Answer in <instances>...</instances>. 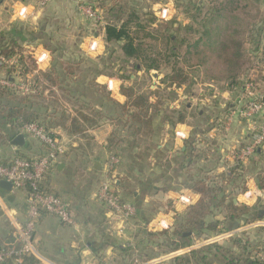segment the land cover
Segmentation results:
<instances>
[{
  "label": "crops",
  "instance_id": "crops-1",
  "mask_svg": "<svg viewBox=\"0 0 264 264\" xmlns=\"http://www.w3.org/2000/svg\"><path fill=\"white\" fill-rule=\"evenodd\" d=\"M178 1L179 0H175V3L173 1V8L175 11L171 16V19L164 21L169 23L172 19L177 21L179 19L183 20V25L185 26L187 23H191V21L184 14V6L191 4L192 1L183 0V5H181V3L178 5ZM201 1L202 0H200V4ZM32 2L37 9H43L42 15L36 25H33L30 22V19L28 22L17 21L16 23L11 24H8L7 21L4 20L3 23H0V30L10 31L15 28L17 31L23 32L26 36L24 47L30 50L33 49L37 52L41 49V46L44 49L41 33L43 31L42 28L46 26L48 20L60 18L65 22L68 21L70 24H74V22L76 23L77 19L74 14L76 0H51L44 7L40 6L39 0H32ZM128 2L134 4L136 2H141L144 7H142L143 9H145V7L152 9L156 0H128ZM161 2L166 4L167 0H161ZM3 3L4 0H0V4ZM260 5L261 4H258V6ZM243 6L244 5L241 6L240 4V7ZM3 11V15L6 17L14 12L15 9L12 4L9 3L5 5ZM73 15H75V17H73ZM252 22L259 26V32L254 37L255 41H251L252 37L250 31L242 32V34L238 35L236 38H239L243 43L242 52H245L243 57L248 59H258L259 63L257 66L251 68L247 65L248 68H246L243 73H264V18L263 20L250 21L242 17L240 23L243 27H247L250 26ZM177 24V22L174 23V28H177ZM30 32L33 35H29ZM99 35L98 39L101 41L100 44H102L103 50L98 52L95 56L89 53V56L91 57L98 56L99 58L102 54L105 55L106 53L104 51L106 44L104 35ZM197 35L199 37L201 36V34ZM199 37L195 35L194 40L196 41ZM32 52L33 51H29V53ZM53 58L54 55L52 56L50 53V59L44 63V65L46 64L45 66L48 67L52 64L51 59ZM140 68L142 67H138V69ZM159 73L162 72H160V70H151L149 74L158 78L160 76ZM105 74L106 73H101L97 76V83L107 87L110 95L117 101L121 102L119 96L123 95L121 88L125 85V82H122L118 77H109ZM145 74L147 75L146 72ZM101 76L106 78L103 82L99 81V77ZM162 77L163 76L159 79ZM109 80L119 82L116 88H109ZM259 81H257L258 84L261 83ZM252 82L256 88L257 83L254 81ZM210 85H213V88L207 89V86L210 87ZM197 86H199L200 89H198ZM194 87L187 89V86H182L181 88L175 89L176 97L173 99L174 101H171L170 108L180 109V103H184L185 99H188L191 102L190 105H188L189 110L192 109L193 105L212 107L210 109V114L208 115H202V111L199 112L201 123L202 121L205 123H211L212 128L208 133L204 134L203 132H200L197 127H193L187 123H176L172 125L168 122H164V124H162L164 126L162 133H157L159 136H152V140L155 144L151 150V161L147 167V180L146 182L139 181L141 189L138 188L132 190L130 193L126 189L127 187L132 186L130 184L132 178L129 174L133 172V169H136V167L131 166L127 169L126 166L119 164L112 173H108L106 168V162L111 152L107 146V140L111 129L113 130L114 126L112 124L109 125V122L107 123L106 119L97 120L98 118H94L96 120L94 122H97L96 124L90 126L87 125L88 134L83 136L78 135L81 137L79 138L81 142H76L73 145L74 151H81L85 154L83 156L85 158L83 169L85 172L92 171L95 176L103 175L104 180L107 176L114 178L115 186L118 191L122 193L127 202L136 207V215L125 224L114 219L105 205L102 203H100L101 206L97 204L99 201L96 198V192H94L93 187H90V184H88V190L85 192L86 195L77 194L79 190L75 183L78 182L68 170L70 169V163H74V159L72 160L70 154L67 153L65 157L57 162L53 172L46 178L45 186L57 195L68 198V200L72 202L77 218V225L67 226L60 223L53 215H44L40 219L34 235L35 247L39 253V257L31 255L26 259L24 264H133L135 260V252H140L144 249L147 251L149 241L153 243V239L150 240L148 238V233L169 231L160 230L159 228L154 227L157 218L165 215L175 221V214L184 212L188 207L179 200L181 195L190 196L193 199V204L199 200L200 195L184 185L189 176L203 177L211 175L214 179L220 182L222 176L225 174L224 171L233 164L231 158L232 150L240 148L250 141L253 134L252 127L258 128L263 122L264 116L254 118L252 122L241 118H235L227 137L223 138L221 130L217 131V127L214 126L213 123L217 120L219 127L221 128L222 119L218 116L220 114H218V112L220 111L221 104L224 103L223 106H225V108L226 106L227 108L235 106L244 91V87L243 89L233 90L221 88L218 93L215 92L218 86L215 87L214 84L209 83L201 85L196 83L194 84ZM168 90L171 91V89ZM210 91H212V94L207 95ZM125 101L126 97L121 103H124ZM180 124L186 126L188 134L184 137L177 135L178 125ZM56 132H58V136L62 138V132ZM66 133L71 135L68 132ZM23 134L26 139L24 146L13 145L12 141L8 142L11 151H13V155L19 151L20 153H23L25 157H32L44 152V146L40 141L36 140L29 134ZM201 134L209 136V139H211L210 143L214 144L213 148L209 147L208 142L203 141L200 137ZM32 139L37 141V148L31 146ZM226 160L230 162L227 166H225ZM207 163H210L211 166L208 171L202 175L203 170L201 169H204V166H206ZM196 167H199L200 170L196 169L197 171L195 173H191L193 170L190 171V168ZM137 169L136 172H138V174L139 172H143L142 169ZM243 169V176H240L238 179L232 178L229 182L225 181L224 188L228 194H231V196L234 197L235 203L255 208L256 213H259L256 214L258 218L253 222L243 224L238 228H230L227 232H232L234 236L242 237L243 240H249L252 243H264V194L257 195L256 192L253 191L252 195L248 196V200L254 198V203L252 204L239 200V196L242 193L249 192L252 188L264 193V188H261L258 182V175L264 174V143L251 157L248 158ZM188 171L190 173H188ZM229 171L231 172V169ZM250 180L253 181L251 187L249 185ZM142 188L147 190L145 195L140 191ZM169 193H173L174 195L169 196ZM14 195H19L20 200L13 202ZM26 195V189H13L7 191L0 188V206L3 210H5V207L7 208V219L14 230L16 224H22L26 219ZM95 203L97 207L94 206ZM149 206H159V208L156 212L148 214L146 209ZM215 214L219 217V212H215ZM9 236L11 237L12 233L6 232L1 241L9 240ZM231 237H233V235ZM14 239L13 236V240ZM232 248L233 250L235 249V251L238 250L235 246ZM189 252L190 251L186 253L189 254ZM164 255L165 254H161L147 260H152L151 264H175L174 262L169 261L171 258L162 257ZM159 257H161V259H158ZM214 264L219 263L215 262Z\"/></svg>",
  "mask_w": 264,
  "mask_h": 264
},
{
  "label": "trees",
  "instance_id": "trees-1",
  "mask_svg": "<svg viewBox=\"0 0 264 264\" xmlns=\"http://www.w3.org/2000/svg\"><path fill=\"white\" fill-rule=\"evenodd\" d=\"M260 1L256 0L258 3ZM98 2H100V9L106 15L105 18L109 21L104 28V40L106 43L119 44L126 59H135L137 67L141 64L148 74L151 70L158 71L162 69L164 64L167 67L172 64L170 67L171 72L166 73L161 78V84L166 89H171L175 93L174 90L177 88L187 86L188 89L194 86V84L200 83L197 82L194 75H191V68L200 65L204 66L208 78L207 81H202V83L209 81L203 84L214 83L216 86L226 90L243 89L245 86L246 81L243 76L245 74L248 75V73L243 72L248 68L249 59L243 57L245 54V52H242L243 43L236 37L242 34V32L250 31L251 41L253 42L255 41V35L259 32V26L254 22L250 26H242L240 23L242 16L238 12V8L240 7L236 5L238 0H230L226 3L219 2V0H211V4L209 5L203 1L200 4V0H197L185 5L183 11L191 23H187L183 28L187 34L194 33L201 34V36L196 41H192L184 36L181 37L178 34L181 29H175L174 23L176 22L171 20L169 22L171 29H164L167 33V36H165L167 46L164 48L165 51L163 50L164 55L147 52L142 40L148 34L144 36V39L141 38V40L140 37L133 36L129 26L132 20L136 18L137 12L132 11L127 20L122 21L126 12L133 9L122 4L120 0L110 2L98 0ZM248 3L249 1H246L243 7H246ZM260 20H263V18ZM146 25L148 26L149 23ZM140 26L141 28L143 27V25ZM29 35L33 34L30 32ZM25 39L26 36L23 32H19L15 28L10 31L3 30L0 32V56L7 58L19 56L18 77L24 82L32 81L38 88V93L18 95L14 90L8 91L0 87V143L12 141L20 133L24 125L34 122L45 126L52 133L56 127H60L71 135H84L87 132V125L90 126L97 123L94 122L96 120L93 117V113L98 115L100 112L91 108L87 114L79 110L74 111L76 114H67V110H62L61 114L57 116L53 112L50 114V105L44 102L47 100L45 99V93L48 90L53 94V87H56L60 79L57 76L60 70L53 63L49 69L40 70L36 60L30 53L26 54V48L24 47ZM184 44H186V48H184L182 57L188 62L190 61L188 70L179 65L177 58L181 50L180 48ZM50 51L54 54L53 50ZM174 58L177 60L172 62ZM101 73H104L103 69L98 67L90 85L103 89L105 93L104 97L118 112L116 118H109L113 123L122 126H124L122 122L124 124L130 123V125H136L137 132L152 127L156 117L160 113L164 114L166 117L165 121L172 125L186 123L187 112L185 111L187 110L170 108V104L167 103L172 97L166 98V96H162L157 90H150L148 92L144 90L140 92L134 84L135 81H132L131 84L123 85L121 88L126 101L124 103L117 101L110 95L107 87L97 83L96 77ZM64 75L69 79L76 76L72 68H65ZM10 76L11 74L7 78L13 79ZM119 77L125 80H130L131 78L130 75H119ZM207 87L209 89V86ZM69 91L73 92L70 89ZM211 92H208L207 95H211ZM164 104L169 108V112L167 108H163ZM184 106L187 108L188 104ZM176 115L177 119L174 120L173 118ZM117 135V130H114L108 137L107 146L110 150H114V146L117 147L119 144L114 140ZM14 157H25V155L17 151ZM10 160L0 159V163L8 164ZM236 170L237 166L231 168L228 182L232 176L235 178V175H238L236 174ZM258 182L259 186L264 188V174L258 175ZM184 185L199 194V200L188 206L184 212L175 214L173 230L148 233L150 238L164 236L167 240L162 242L163 245H171L173 250L191 246L194 236L204 235L208 231H213L215 235H219L227 232L230 228H238L258 218L256 214L259 213H256L255 208L235 203L234 197L227 193L223 185L211 186L204 176L197 177L191 175ZM122 199L125 201L124 196H122ZM219 209H221L220 211L223 214L220 220L217 217L218 215L215 214ZM222 225L223 227H221ZM13 241V235L7 241H0V249L10 245ZM9 242L10 244H8ZM230 242L232 246L229 247L228 255L221 254L225 246L223 243L216 242L200 249H192L190 251L192 256L188 254L184 257L188 261H192V257L194 256L202 264H214L215 262L219 264H259L252 259V256L254 251H258L261 247H264V243H252L249 240H243L241 237L231 238ZM233 246L238 248V250H233ZM140 253L142 256H149L145 249L141 250ZM209 255H213L216 261L209 262ZM151 257H146V260Z\"/></svg>",
  "mask_w": 264,
  "mask_h": 264
},
{
  "label": "rangeland",
  "instance_id": "rangeland-1",
  "mask_svg": "<svg viewBox=\"0 0 264 264\" xmlns=\"http://www.w3.org/2000/svg\"><path fill=\"white\" fill-rule=\"evenodd\" d=\"M87 2L90 3V6L93 8L97 9L98 12L102 15L103 17V22L101 24H96L92 19L88 18L82 11H79L77 6L75 9V15H76V23L70 24L68 21H64L62 19H52L48 20V23H46V26L42 28V33H41V39H42V45L44 49H47L48 51L53 50L54 54L51 53V55H54V62L53 59H51V63L60 70L58 72L57 76L60 77L58 84L56 87H53V94L46 90V98L44 102L49 104V112H53V114L60 115L62 110H67V114H74V111H83L84 114H87V112H90V109H95L100 112V114L96 115L93 113V117L98 118L97 120H104L106 119L107 123L109 122V125H113L110 132L111 133L114 130H117V136L114 138V140L119 143L118 146H114V150H110V155L108 156L107 162H106V168L108 161L112 155H118L121 158V165L126 166L128 169L129 167H136L139 170L142 169L143 172H136V169H133V172L129 174V176L132 178V182L130 183L132 186L127 187L126 189L128 192H132V190L136 189H141L139 181H145L147 180V167L148 164L150 163V155H151V150L154 147L155 142L152 140V136L155 135L157 136L158 134H161L162 131L164 130V122L166 120V117L164 114H159L158 117H156L155 122L152 127L146 128L145 130L142 129L141 131L136 132V125H130V123L124 124L122 122V125H118L116 123H113L109 118L114 117L116 118L118 116V112L114 109V107L108 102V100L104 97L105 93L103 89L97 87V86H91L90 84L92 83L91 80H93L95 76V72L98 70V67L100 69H103V72L106 73V76L109 77H118L119 79L122 80V82H125L124 84H131L132 81H135V85L138 88V91H150V90H157L162 96H166V98L169 96L172 97L170 98L169 101H167L168 104H171V101H174L175 93L172 91H169L166 89L163 84H161V79H159L161 76H164L166 73L171 72V66L172 64L169 65V67L165 66V64L162 66L163 68L160 69L159 73L160 76L158 78L151 76L150 74L147 73L145 74V71L143 70V66L141 64L138 65V67H142L138 69L137 67V61L135 59H126L124 53L119 47V44L117 43H106L104 51L106 52L105 55H101V57L98 58L96 57H91L89 56V53L85 52V50L81 47V44L84 42L85 38L88 39L89 45L98 39L99 34L104 35V28L105 26L109 23L108 19L105 18V14L102 9H100L98 0H86ZM113 1V0H110ZM107 0V2H110ZM122 4L127 5L129 8L133 10H128L122 18V21H126L128 16L131 14L132 11L137 12L136 13V18H134L130 24V30L135 37H140L144 39V36L148 34V36L142 40V42L145 44L144 48L147 49V52L149 53H161V55L165 54L163 52L165 46H167L166 38L167 33L164 31V29L169 28V23L164 21L165 19H162L161 17H158L153 10L148 7H145L143 9V5L140 3H130L128 0H120ZM175 3V0H173ZM192 2H195L197 0H191ZM205 4L209 5L211 4V0H202ZM228 2L230 0H219V2ZM183 0L178 1L183 5ZM191 2V3H192ZM246 1H239L236 5L238 7L244 5L245 6ZM258 4H261L258 6ZM141 5V6H140ZM234 5V4H233ZM235 6V5H234ZM248 6V7H247ZM143 7V8H142ZM181 7V6H180ZM140 9V10H139ZM238 12L242 17L245 19H248L250 21H256L260 20L261 18H264V0H261L259 3L256 2V0H249V3L246 5V7H240L238 8ZM161 10V9H160ZM260 10V11H259ZM73 15V17H75ZM177 24V28L181 29L178 34L182 37H186L192 41H194V36L196 35L199 37L197 34L194 33H188L186 30L183 28V20H175ZM78 21V22H77ZM149 25L147 26L146 24ZM140 25H143L141 28ZM175 28V29H177ZM2 30H0L1 32ZM150 34V35H149ZM97 35V37H96ZM101 43V41H100ZM102 45V44H101ZM47 46V48H46ZM184 48H186V44H184L180 49L178 53V62L179 65L185 67L187 70L188 65L190 61L188 62L187 60L183 59L182 54L184 51ZM103 50V49H102ZM26 54L29 53V51H33L32 53H35V50L33 49H26ZM165 51V50H164ZM31 56L33 54L30 53ZM177 60L176 58L172 59V62H175ZM37 62V61H36ZM191 62H193L191 60ZM46 63V62H45ZM259 63L258 59L251 58L248 60V66L251 68L253 66H257ZM46 65V64H45ZM51 65V64H50ZM45 66V67H40L38 64V68L40 70H47L51 66ZM19 68V67H18ZM16 66L13 65H2L0 66V81L3 80H9L7 78L9 74H11L10 77L12 81L16 83L24 82L18 77L17 69ZM65 68H72L75 71L76 76H74L72 79L66 78L64 75V70ZM62 69V70H61ZM191 75H194V77L197 79V82H200L198 84H203V83H208V82H203L202 81H207V73L204 70V66L200 65L197 67H192L191 68ZM190 71V70H189ZM121 72V73H119ZM119 75H124V76H131L132 79L130 80H125L119 77ZM6 77V78H5ZM244 80L247 81H254L257 83V81L261 82L260 84H256V92L261 94V96H264V73H248V75L245 74ZM97 78V77H96ZM163 78V77H162ZM244 81V82H245ZM27 83H32V81H28ZM33 84V83H32ZM214 84V83H211ZM34 85V84H33ZM35 86V85H34ZM215 87H217L214 84ZM0 87L2 85L0 84ZM36 87V86H35ZM194 87V86H192ZM37 88V87H36ZM195 88V87H194ZM198 89H200L199 86H197ZM209 88H213V85ZM6 89V88H5ZM70 90H73L71 93ZM221 88H216L215 92L218 93V91ZM7 90V89H6ZM9 91V90H8ZM18 95H28V94H33V93H38V88L37 92H31V93H22L20 91L14 90ZM53 96V97H52ZM56 97V99H54ZM54 99V100H53ZM53 100V101H52ZM227 100V99H226ZM166 103V104H167ZM174 103V102H173ZM190 101L188 99L184 100V103H180V109L182 110H187L186 113V123L188 125H191L193 127H197L200 132H203L204 134L208 133L209 130L212 128L211 123H205L204 121H200L199 118V112L202 111V115H208L210 114V109L212 107H207V106H198V105H193L192 109L189 110L188 106L185 108L184 105H190ZM103 104V105H102ZM166 104L163 105V108L168 111V107H166ZM196 104V103H195ZM224 103L221 104L220 111L218 112V116L222 119L228 108L226 106H223ZM212 105V104H211ZM98 106H103V107H98ZM201 108V109H200ZM179 109V110H180ZM57 112V113H56ZM169 112V111H168ZM112 113V114H111ZM76 114V113H75ZM111 114V115H109ZM174 120L177 119V115L174 116ZM202 119V117H201ZM125 122V120H124ZM214 126L217 127V131H220L221 128L219 127V123L217 120L214 121ZM45 125V124H44ZM131 126V127H130ZM111 128V127H110ZM54 131H61L62 132V138H60V145L62 146L63 153L59 156V160L61 158L65 157L67 153L70 154V158L73 160L74 163H70V169L69 173H71L74 176V179L78 182L75 183L76 187H78V193L80 195H86L85 192L88 190V184H90V187H93L94 192H97V190L100 187V184L103 182L104 178L103 175H98L95 176L93 172H85L83 169L84 166V161L85 158L83 157L85 154L81 151H74L73 145L76 142H81L78 135L77 136H72L68 135L65 130L56 127ZM158 133V134H157ZM222 133V132H221ZM88 134L87 132L84 134ZM109 135V136H110ZM83 136V135H82ZM159 136V135H158ZM203 141H206L209 143V147L213 148L214 144L210 143L209 136L208 135H202L200 136ZM32 138V137H31ZM32 144L34 148L38 147V143L36 140L32 139ZM137 147V148H135ZM135 148V149H134ZM202 149V148H201ZM13 151H11V147L9 146L8 142L0 143V159H12L14 155L12 154ZM76 161V162H75ZM163 163V161H162ZM230 162L226 160L225 166L229 165ZM120 165V166H121ZM204 166V165H202ZM210 163H207L206 166H204L203 174L208 171L210 168ZM233 165L231 164L229 168L224 171L225 174L222 176V179L220 182H218L216 179H214L211 175L204 176L207 179L208 184L211 186H224V182L229 180V175H230V169ZM108 169V168H107ZM137 169V170H138ZM200 170L199 167L196 168H190L191 173H195L197 170ZM188 173H190L188 171ZM187 173V175H188ZM210 173V172H209ZM213 174V173H212ZM143 176V177H142ZM240 176L235 175V178L238 179ZM232 178H234L232 176ZM231 178V179H232ZM113 180H115L113 178ZM139 183V184H138ZM142 193L144 195L146 194L147 190L145 188H142ZM122 195V193H120ZM123 196V195H122ZM66 200L68 198L62 197ZM14 201H19V195H14ZM97 204H100V202H97ZM97 207L96 203L94 205ZM159 206H149L146 209V212L148 214H152L153 212H156L158 210ZM6 207L5 210L2 209L0 206V241L1 239L5 236L6 232L12 233L14 236L15 230L13 229L11 223L7 219V214H6ZM219 209L216 212H219V217L218 219L220 220L222 218V212ZM175 223V221H174ZM177 224V223H176ZM223 227V225L221 226ZM174 228V227H173ZM173 230V229H172ZM206 233V232H205ZM222 234L215 235L213 231H208V233L200 236H194L192 240V245L189 247H194L196 249H200L201 247H204L209 244L213 243H223L225 246L224 250L221 252L223 255H228L229 254V247L232 246L230 239L237 237H222L219 238ZM218 236L217 240L210 241L211 239H214ZM149 239H153V243H150L148 245V252L149 256L156 257L161 254H165L166 258H171V260L175 264H202L201 262H198L194 256L192 257V261H188L186 257L188 253L187 250L189 247L186 248H181L178 250H173L171 248V245H163V241L167 240L164 236L160 237H153ZM242 238V237H241ZM158 243V244H157ZM257 244V243H256ZM234 247V246H233ZM171 248V249H170ZM233 249V248H232ZM186 254V255H185ZM191 255V253L189 252ZM144 255V254H143ZM149 256H142L140 252H135V258L138 260H146V257ZM169 256V257H168ZM192 256V255H191ZM151 257V258H152ZM150 258V259H151ZM209 262L216 261L213 255L208 256ZM173 264V263H172Z\"/></svg>",
  "mask_w": 264,
  "mask_h": 264
},
{
  "label": "built area",
  "instance_id": "built-area-1",
  "mask_svg": "<svg viewBox=\"0 0 264 264\" xmlns=\"http://www.w3.org/2000/svg\"><path fill=\"white\" fill-rule=\"evenodd\" d=\"M50 1L51 0H39V4L44 7ZM76 6L79 11H82L96 24H101L103 22L102 15L97 9L90 6V3L86 0H76ZM90 46L91 44L89 47ZM36 53L37 52L31 54H33L32 57L39 65L44 64L50 59V53L48 51L49 57L45 61L38 62ZM5 64L13 65L18 68L20 65L19 56H12L9 58L0 56V66ZM0 84L7 90H17L22 93L37 92V88L32 83H16L9 79L0 81ZM260 116H264L263 96L256 92L255 85L252 81H247L244 86V91L236 105L228 108L225 116L222 118L221 132L223 138L227 137L235 118H241L252 122L254 118ZM252 129L253 134L250 141L240 148L232 150V165L237 166L236 174L238 175L243 176L245 162L264 143V120L258 128L252 127ZM20 133L29 134L40 141L44 146V152L32 157H14L8 164L0 163V180L4 179L11 181L13 183V189H26L27 191L26 219L24 223L15 225L14 241L11 244L9 242L8 244L10 245L0 249V264H24L26 259L31 255L39 257V253L35 247L34 235L37 225L44 215H53L60 223L67 226L77 225V218L72 202L62 198L45 186L46 178L53 172L55 165L59 161V156L63 153L62 146L60 145V137L58 136L59 133L56 131L52 133L48 131L45 126L37 122L24 125ZM120 163L121 158L118 155H112L107 164V172H114ZM96 198L109 209L114 219L123 222V224L136 215V207L122 199V195L115 186V180L109 176L100 184L96 192ZM188 198V203L182 202L190 206L193 204V199L190 196H188ZM161 218L165 220L168 225L167 227L162 226ZM173 222V219L163 215L156 219L154 227L160 230H172L174 227ZM232 235L234 236L232 232H224L219 238L231 237ZM217 239L218 236L210 241ZM192 249L196 248L193 246L189 247L187 252ZM158 259H161V257ZM252 259L259 264H264V247H261L258 251H254ZM151 263L152 260H138L135 258L133 264Z\"/></svg>",
  "mask_w": 264,
  "mask_h": 264
},
{
  "label": "clouds",
  "instance_id": "clouds-1",
  "mask_svg": "<svg viewBox=\"0 0 264 264\" xmlns=\"http://www.w3.org/2000/svg\"><path fill=\"white\" fill-rule=\"evenodd\" d=\"M9 3L12 4L15 11L5 17L3 15L4 13L3 10H4L5 5ZM160 9H163V10L160 11ZM152 10L158 17H161L165 20L171 19V16L175 11V9L173 8V0H167L166 4L162 3L161 0H156V3H154L152 6ZM42 12H43V9H37L35 7V4L32 2V0H4V3L0 4V23H3L4 20H6L8 24L16 23L17 21L28 22L30 19V22L33 25H36L42 15ZM88 39L89 38H85L84 42L81 44V47L85 50V52L90 53L93 56H95L98 52L102 51V45L100 44L99 39L93 41L90 47H89ZM36 55H37L38 62L45 61L49 57L48 51L44 50L42 46H41V49L37 51ZM40 67H45V65L41 64ZM105 79L106 78L103 76L99 77L100 82H103ZM118 83H119L118 81L109 80L108 86L110 89H114L116 88ZM119 99L121 102H123L125 97L123 95H120ZM187 134L188 133L186 131V126L183 124L178 125L177 135L180 137H184ZM252 184H253V181L250 180L249 181L250 187L252 186ZM253 191H255L257 195L264 194V193L259 192L255 188H252L251 191L242 193L239 196V200L246 201L248 204L254 203V198L252 200H248V196L252 195ZM168 195L173 196L174 194L169 193ZM179 199L183 201L184 203L189 202L188 196L182 195L180 196ZM161 224L163 227L168 226L163 218H161Z\"/></svg>",
  "mask_w": 264,
  "mask_h": 264
},
{
  "label": "water",
  "instance_id": "water-1",
  "mask_svg": "<svg viewBox=\"0 0 264 264\" xmlns=\"http://www.w3.org/2000/svg\"><path fill=\"white\" fill-rule=\"evenodd\" d=\"M26 143V139H25V135L23 133L18 134L13 140H12V144L16 145V146H24ZM98 164V163H97ZM0 188L7 190V191H11L13 190V183L11 181L8 180H0Z\"/></svg>",
  "mask_w": 264,
  "mask_h": 264
}]
</instances>
